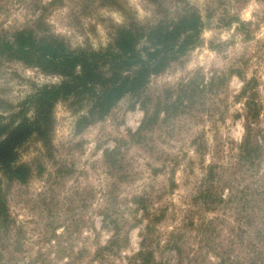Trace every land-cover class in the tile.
<instances>
[{"label":"clouds","instance_id":"obj_1","mask_svg":"<svg viewBox=\"0 0 264 264\" xmlns=\"http://www.w3.org/2000/svg\"><path fill=\"white\" fill-rule=\"evenodd\" d=\"M174 29L190 38L182 51L137 64L128 83L108 85L102 98L68 91L51 55L106 56L132 39L139 50ZM252 37L264 42V0H0V124L27 129L0 164V264H41L49 252L51 264H75L74 250L40 244L26 219L81 154L95 162L101 195L145 188L147 219L129 218L114 238L129 250L127 264H146L149 254L147 264H264V95L258 114L248 106L255 78L264 93V60L249 59L243 42ZM209 43L221 71L200 88L220 118L201 113L189 122L177 98ZM210 166H219L225 196L211 215L191 202Z\"/></svg>","mask_w":264,"mask_h":264},{"label":"rangeland","instance_id":"obj_2","mask_svg":"<svg viewBox=\"0 0 264 264\" xmlns=\"http://www.w3.org/2000/svg\"><path fill=\"white\" fill-rule=\"evenodd\" d=\"M214 11L219 13V9ZM243 43L250 52L249 59L253 63L258 65L261 60H264V42L252 37ZM218 56L219 52L215 51L213 45L209 43L199 58L201 68L196 70L198 74L193 76L188 86L178 95L176 103L181 106V113L188 116L189 122L195 115L201 113L207 115L209 119L213 115L217 120L220 118L216 102L208 105V101L212 97L200 88V84L205 81L211 83L217 73L221 71L217 67ZM257 70V68L252 69L253 72ZM255 79L256 99L259 103V98L264 93H261L259 78ZM205 105L208 106L205 107ZM235 116L236 114H234ZM239 132V128H234L232 135L237 137ZM94 164V161L85 159L83 154L70 160L63 169L62 179L51 186L47 193H41L38 200L28 209L26 223L30 226V231L37 236L40 244L51 248H60L61 251H64L62 246L67 245L68 249L74 250L75 264H127L129 258L127 248L116 246L112 253L100 252L101 248L107 246L115 234L114 225L106 226L103 220L105 216L116 220L120 229L128 222L129 218L144 223L147 214L140 209L143 208L142 205L140 208L133 205V199L136 196L143 198L142 193L145 188L141 187L139 190L130 188L124 191L110 189L101 195L97 187L100 178L95 174ZM160 175L159 170L152 172L153 177ZM203 179L204 177L201 178L199 187L191 197V202L194 209L202 206L211 215L216 210L211 205L219 207L224 203L225 196L222 194L224 190L215 188L210 191V200L205 199L206 190L209 187L206 188ZM190 182L188 181V183ZM146 183L148 190H155L150 181ZM169 189L175 194V187L169 185ZM198 219L196 211H190L187 214V224L192 230L196 229ZM214 219H218V217ZM138 235L139 233L134 231L130 233L128 243L134 245ZM50 254V252L39 254L38 259H41V264H51L47 260Z\"/></svg>","mask_w":264,"mask_h":264},{"label":"trees","instance_id":"obj_3","mask_svg":"<svg viewBox=\"0 0 264 264\" xmlns=\"http://www.w3.org/2000/svg\"><path fill=\"white\" fill-rule=\"evenodd\" d=\"M181 35V31L178 29H174L171 33L162 32L155 37H149L147 43L141 46L139 50L136 48L138 40L132 39L121 51H110L106 56L82 53L79 56L69 58L54 50L51 55L53 61L59 62V65L65 69L66 75L69 77L66 84L68 91L77 94L90 93L92 96L99 94L102 98L108 91V85L116 84L119 81L128 83L137 64H146L158 59H165L176 51H182L190 38L185 37L182 40ZM129 52L131 56L125 58ZM142 57L147 59L143 60ZM77 66H79L78 73ZM256 98L257 94L253 92L248 105L253 116L259 113V103ZM26 134L27 129L23 124L16 127H13L11 123L7 125L0 124V164L7 166V163L13 158V148L25 138ZM256 135H259V132ZM218 167L210 166L207 175L203 179L206 188L209 187L205 195L207 200H210L211 190L215 188L224 190L221 187L224 183L223 174L216 170ZM133 205L138 208L142 205L143 208L140 209L146 213L144 198L134 197ZM103 223L106 226L114 225L115 234L108 242V245L101 248L100 252L112 253L118 245V241L114 238L118 236L121 229L118 222L108 216L104 217ZM149 259L150 254L145 257L146 264Z\"/></svg>","mask_w":264,"mask_h":264}]
</instances>
